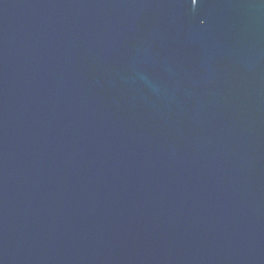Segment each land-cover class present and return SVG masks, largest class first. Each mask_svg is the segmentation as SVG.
I'll return each mask as SVG.
<instances>
[{
  "label": "water",
  "instance_id": "1",
  "mask_svg": "<svg viewBox=\"0 0 264 264\" xmlns=\"http://www.w3.org/2000/svg\"><path fill=\"white\" fill-rule=\"evenodd\" d=\"M0 264H264V0H0Z\"/></svg>",
  "mask_w": 264,
  "mask_h": 264
},
{
  "label": "snow or ice",
  "instance_id": "2",
  "mask_svg": "<svg viewBox=\"0 0 264 264\" xmlns=\"http://www.w3.org/2000/svg\"><path fill=\"white\" fill-rule=\"evenodd\" d=\"M192 2H193V0H192Z\"/></svg>",
  "mask_w": 264,
  "mask_h": 264
}]
</instances>
